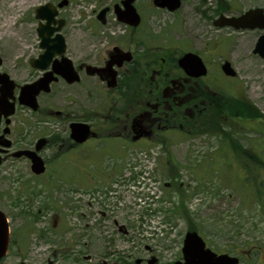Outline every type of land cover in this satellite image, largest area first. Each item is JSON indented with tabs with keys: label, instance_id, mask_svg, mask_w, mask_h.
Wrapping results in <instances>:
<instances>
[{
	"label": "rangeland",
	"instance_id": "374dc122",
	"mask_svg": "<svg viewBox=\"0 0 264 264\" xmlns=\"http://www.w3.org/2000/svg\"><path fill=\"white\" fill-rule=\"evenodd\" d=\"M59 1L0 0L2 68L17 83L32 81L37 74L28 63L42 53L35 8ZM119 1L68 0V6L60 10L59 17L66 21L61 33L73 61L79 62L86 49H101L104 42H148L151 48L166 47L176 55L195 52L203 57L211 74L217 75L216 92L225 93L228 99L241 96L243 103L264 115V59L252 53L261 31H233L212 25L224 12L236 15L248 8H264V0H186L170 15L155 9L152 0H136L141 24L134 32L116 20L113 6ZM104 7L110 12L101 25L96 15ZM225 59L236 71V79H225L220 73ZM19 114L33 120L28 113ZM232 127L233 132L225 137L208 129L194 136L171 133L164 141L166 148L156 143L135 145V157L127 162L135 166L137 177L130 186L118 187L110 200L114 212L122 219L129 215L134 226L133 239L128 243L104 232L81 239L80 222L69 217L63 218L62 229L60 224L56 232H62L66 225L67 232L79 238L74 248L77 260L82 253L90 257L91 264L98 262L111 245L124 263L146 256V247L162 264L181 260L177 256L187 231H195L210 249L237 257L241 264H264V121L243 118L241 129ZM170 167L176 171L174 178ZM32 181L25 161L0 168V200L18 201L24 220L26 215L48 208L42 204L47 206L46 198L51 194L46 182L40 180L39 185ZM149 197L152 203L146 199ZM48 212L35 224L26 219L32 232L25 235V245L41 254L40 259L54 249L65 252L66 241L71 238L68 233L51 232L53 221L48 220ZM12 214L15 216L16 211ZM13 225L18 228L20 220ZM85 243L87 253L83 252ZM56 260L57 264H68L59 255ZM77 260L71 257L70 264H83Z\"/></svg>",
	"mask_w": 264,
	"mask_h": 264
},
{
	"label": "flooded vegetation",
	"instance_id": "af4514ba",
	"mask_svg": "<svg viewBox=\"0 0 264 264\" xmlns=\"http://www.w3.org/2000/svg\"><path fill=\"white\" fill-rule=\"evenodd\" d=\"M121 1L113 8L121 6ZM184 1L180 0V8ZM151 3L155 9L168 15L176 12L166 7H155L153 0ZM222 14L227 15L226 12ZM140 24L129 26L130 31H136ZM147 43L104 42L101 49H86L79 62H75L67 55L65 42L63 55L55 54L46 69H34L37 70L35 78L21 84L2 68L1 62L0 72L9 76L13 87L9 89L7 83H0V168L25 161L29 165L32 182L39 185L40 180L46 182L51 194L46 198L49 201L47 206L43 205L45 202L42 204V208H48L26 215L25 220L18 201L0 200V212L9 230L7 247L0 257V264H57L58 255L68 264L71 257L77 260L78 252L74 248L78 244V236L67 232L66 225L62 232H56L60 224L62 229L64 217L80 222L78 235L81 239L104 232L128 243L130 238L133 239L134 226L129 215L122 219L114 212L110 200L118 192V187L130 186L137 177L133 171L135 166L127 162L135 157V145L156 143L166 148L164 141L171 133L194 136L208 129V132L225 137L228 132H233L232 125L242 128L241 104H234L233 108V104L225 102L226 96H222L225 93L215 91L213 86L216 85L217 75L211 74L202 56L185 52L197 55L206 70L204 76H190L178 64L185 53L176 55L172 49L151 48ZM114 48L119 49L120 57L109 65ZM39 55L30 59H37ZM62 57L71 62L75 81H68L56 73L62 68ZM125 57L130 60L127 61ZM220 67L221 64L219 70ZM94 69H100V72ZM45 73L52 75L49 76V83L36 94L35 107L20 103L21 88L38 81ZM223 77L236 79L237 75ZM4 94L7 96L5 99ZM19 113H28L33 120H25L23 114ZM254 117L257 118L256 114ZM260 118L263 121L262 114ZM77 132H86L87 135L81 140ZM26 153H35L39 157L42 173H33L30 157ZM171 164L170 160L168 166ZM168 170L171 178H174L175 169L170 167ZM12 211H16L15 216ZM47 211L48 220L53 221L51 232L55 235L68 233L71 238L65 240V252L54 249L40 259L41 254L34 253L25 245V235L32 232L26 219L31 224L38 223L46 218ZM17 220L21 225L14 228L13 223ZM115 241L114 238L112 242ZM183 241L184 236L177 256L181 260L166 264H184ZM204 243L205 248H210ZM82 247L83 252L87 253L88 244ZM107 249L108 252L102 253L95 264H162L148 247L146 256L130 263L123 262L114 245ZM80 258L77 261L91 264L89 256L81 253ZM237 259L241 264V260Z\"/></svg>",
	"mask_w": 264,
	"mask_h": 264
},
{
	"label": "water",
	"instance_id": "95a60500",
	"mask_svg": "<svg viewBox=\"0 0 264 264\" xmlns=\"http://www.w3.org/2000/svg\"><path fill=\"white\" fill-rule=\"evenodd\" d=\"M135 0H122L121 7L116 6L114 8V13L117 20L123 24L131 27H136L140 18L137 14L135 8L133 7V2ZM68 4L67 0H62L57 4V7L48 3L35 8V19L38 21V26L36 28L37 36L39 38V47L43 49V53L37 59H30L29 63L33 68L44 70L49 65L51 58L55 55H63L65 53V39L60 34L61 29L65 25L63 19H57L58 10L57 8H63ZM155 7L164 8L166 7L169 11H175L180 6V0H153ZM109 11V8L102 9L98 15L97 20L101 24H105V16ZM213 25L217 28L228 27L236 31L238 30H264V11L261 8L250 9L245 11L238 17H226L220 15L216 20H214ZM120 51L118 48H114L110 54L109 65H112L120 57ZM253 53L258 54L264 59V34H262L255 44ZM128 61L129 57H125ZM62 68L56 71L57 74L62 75L67 78L68 81H75V74L72 68L71 62L62 57ZM178 64L181 69L185 71L187 75L190 76H204L206 73L205 67L201 59L193 53H185L179 60ZM1 65V59H0ZM97 73L100 69H94ZM221 71L225 76L233 77L236 73L231 67L228 61H225L221 65ZM52 73H45L44 76L31 84L24 85L21 88V93L19 97V102L34 106V99L43 85L49 83V76ZM0 83H7L9 89H12L13 82L10 80L6 73L0 72ZM7 96L4 94L3 99ZM2 99V100H3ZM85 130V129H84ZM81 140L87 133L77 132ZM76 134V133H75ZM75 136V135H74ZM80 140V141H81ZM31 160V168L33 173L40 174L43 169L41 160L35 155V153H26ZM0 212V257L5 253L7 243H8V227L4 215ZM182 254L184 264H237L238 261L234 257H230L226 254L217 255L210 249H205V243L201 237L194 231L187 232L184 236Z\"/></svg>",
	"mask_w": 264,
	"mask_h": 264
},
{
	"label": "trees",
	"instance_id": "16d2710c",
	"mask_svg": "<svg viewBox=\"0 0 264 264\" xmlns=\"http://www.w3.org/2000/svg\"><path fill=\"white\" fill-rule=\"evenodd\" d=\"M222 96L225 97V94H223ZM239 97H237L235 99L230 98V100L226 98L225 102L233 104L232 105L233 108H234V104H241V106L243 108V118H244V120H248V121L257 120V119L262 120V118H260L261 114L257 113L256 110H253V108L250 105H248L246 103H243L242 97L241 96H239ZM255 114H256L257 118L254 117ZM231 117H234V116H231ZM263 121H264V115H263Z\"/></svg>",
	"mask_w": 264,
	"mask_h": 264
}]
</instances>
